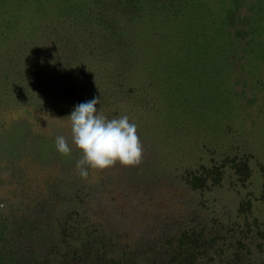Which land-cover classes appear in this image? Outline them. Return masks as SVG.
I'll return each instance as SVG.
<instances>
[{"label": "rangeland", "instance_id": "374dc122", "mask_svg": "<svg viewBox=\"0 0 264 264\" xmlns=\"http://www.w3.org/2000/svg\"><path fill=\"white\" fill-rule=\"evenodd\" d=\"M255 1H241L234 26L254 12ZM117 38L108 47L114 52L88 49L80 62L56 44L18 48L12 59L26 70L41 59L48 61L42 68L55 63L44 77L46 91L34 96L8 89L0 59V98L20 97L0 104V262L61 264L67 257L66 264H84L86 241L98 238L96 247L109 243L99 253L112 264H151L149 253L158 257L154 264H264V35L253 60H222L223 71L213 77L209 71L206 85L205 74L193 75L183 96L190 130L159 125L157 136H139L150 146L139 165L89 169L85 180L76 170L82 152L73 145L62 156L55 147L58 135L71 144L67 117L76 105L99 97L109 119L127 115L138 129L149 121L151 91L129 88L118 60L128 44ZM202 100L209 103L199 105ZM213 168L222 171L219 181L209 176ZM191 174L207 177L206 184L192 188ZM242 201H251V213H235ZM19 218L30 222L28 234L19 230Z\"/></svg>", "mask_w": 264, "mask_h": 264}, {"label": "trees", "instance_id": "16d2710c", "mask_svg": "<svg viewBox=\"0 0 264 264\" xmlns=\"http://www.w3.org/2000/svg\"><path fill=\"white\" fill-rule=\"evenodd\" d=\"M95 1L96 3L91 4L89 0H0V59L4 61L3 75L9 78L8 89L19 90L31 96L45 92L44 77L55 64L42 68L39 64H47L48 61L41 59L36 64L29 65V68L34 67L33 70H26V64L22 68L14 62L13 54L30 51L35 48L34 45L43 46L44 43L54 49L52 46L56 44L62 51H70L77 57L76 61L80 62L82 53L88 49L96 54H110L114 50L108 47L119 41L117 37H126L128 46L121 50L125 52L124 59L121 62L118 56V60L123 66L129 88H149L151 91L147 94L149 98L145 99L147 103L144 110L149 114V121L138 129V135L148 140L157 136L159 125H166L173 131L190 130V112L185 107L189 102L183 96L193 75L205 74L206 85L209 71L212 77L223 71V65L220 64L222 60L231 62L236 56L240 60L249 61L261 55L264 0L252 3L250 10L254 12L240 20V27L234 26L235 11L242 0ZM78 13L81 14L80 19L77 17ZM60 16L65 20L54 22ZM64 22H69V26H61ZM246 36L249 38L243 43V37ZM58 62L60 66L65 65L62 61ZM199 84L201 83L197 82L193 86L200 87ZM214 85L212 84L213 87ZM19 99L18 96L16 101ZM9 101L5 102L4 98H0L2 106ZM208 103L207 100H202L199 105ZM219 104L217 102V106ZM159 131L163 133L162 130ZM167 135L165 133L164 137ZM141 143L146 153L150 146L144 140ZM221 173L219 168L215 172L213 168L209 176L219 181ZM206 182L207 177L191 174L192 188H202ZM55 183L58 184L57 181L51 182L52 187ZM54 189L57 190V187ZM26 205L28 207L27 203ZM251 205V201H242L235 213H251ZM40 208L47 213L43 203H40ZM53 212L54 209L50 213ZM16 221L19 230L28 234L30 222L25 218ZM67 227L71 228L70 225ZM98 242V238L86 241L81 253L84 264H112L105 253H99L102 246L108 247L109 243L96 247ZM95 248L98 249L96 254ZM147 257V262L151 264L158 259L150 253ZM22 260L18 258L19 264L29 262ZM66 261L69 259L64 257L61 264H66ZM116 264L133 263L130 260Z\"/></svg>", "mask_w": 264, "mask_h": 264}, {"label": "clouds", "instance_id": "9594fccd", "mask_svg": "<svg viewBox=\"0 0 264 264\" xmlns=\"http://www.w3.org/2000/svg\"><path fill=\"white\" fill-rule=\"evenodd\" d=\"M101 98L95 97L75 106L67 118L71 126V144L68 137L55 138L56 150L69 156L72 146L82 152L76 161V170L87 179L89 169L106 170L120 164L134 167L142 162L143 145L138 135V125L127 115L111 118L105 114Z\"/></svg>", "mask_w": 264, "mask_h": 264}]
</instances>
